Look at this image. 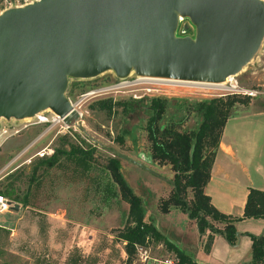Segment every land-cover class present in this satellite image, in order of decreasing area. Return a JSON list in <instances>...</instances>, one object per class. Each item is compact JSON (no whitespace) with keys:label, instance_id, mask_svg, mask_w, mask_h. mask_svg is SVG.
<instances>
[{"label":"rangeland","instance_id":"1","mask_svg":"<svg viewBox=\"0 0 264 264\" xmlns=\"http://www.w3.org/2000/svg\"><path fill=\"white\" fill-rule=\"evenodd\" d=\"M30 1L0 0V12ZM181 17L190 21L188 16ZM180 24L181 19L175 36L184 34L178 31ZM139 76L132 67L123 76L110 68L88 77L67 76L64 94L77 113L66 122L48 107L39 109L38 116H0V193L17 203V208L4 217L0 214V261L141 264L135 250L127 254L123 240L116 235L126 223L127 203L106 168L107 157L117 156L115 151L136 161L117 156L120 172L142 201L145 220L162 235L144 240L151 256L174 254L179 258V250L202 264H221L225 256L231 259L244 254L242 245L228 243L220 233L223 245L214 239V246L205 253L204 234L198 233L194 219L184 209L169 205L167 211L159 210L160 199L172 190L173 170L168 162L149 157L150 142L143 126L147 98L152 95L198 100L235 94L247 102L235 101L232 114L264 109V31L256 50L233 73V90L220 82ZM105 97L114 102L109 111L99 108L97 102ZM198 120L197 114L190 113L178 129L193 127ZM55 148H81L85 153L84 157L79 151L70 157L59 153L49 166L40 161ZM185 195L187 199L192 196L189 188ZM211 222L222 226V222ZM237 226L242 229L246 224ZM247 232L252 233L240 231L248 236Z\"/></svg>","mask_w":264,"mask_h":264},{"label":"water","instance_id":"2","mask_svg":"<svg viewBox=\"0 0 264 264\" xmlns=\"http://www.w3.org/2000/svg\"><path fill=\"white\" fill-rule=\"evenodd\" d=\"M178 14L189 17L192 35H174ZM263 31L261 0H32L8 7L0 12V116L48 107L66 122L77 113L64 94L67 76L108 68L118 76L132 67L139 75L219 82L247 61Z\"/></svg>","mask_w":264,"mask_h":264},{"label":"trees","instance_id":"3","mask_svg":"<svg viewBox=\"0 0 264 264\" xmlns=\"http://www.w3.org/2000/svg\"><path fill=\"white\" fill-rule=\"evenodd\" d=\"M235 101L246 103L247 98L226 94L188 100L152 95L146 102L147 116L143 127L150 142L149 157L159 163L168 162L173 170L172 190L166 197L160 199L159 210L165 212L169 205L184 209L188 216L194 219L198 233L204 234L202 251L205 253L209 251L214 233H220L230 244L236 242L234 220L242 217L264 218V190L248 188L242 213L234 217L215 208L202 190L209 176L224 121L232 115L230 109ZM97 102L99 108L107 111L114 104L110 97L98 99ZM190 113L197 114L199 120L193 127L179 130V125ZM77 149L55 148L48 156L40 158V161L49 166L57 161L59 153L70 157L75 155L76 151L82 152L84 157L85 150ZM118 163L115 155L106 159V168L111 179L116 183L120 197L127 203L126 223L118 229L116 235L123 240L124 251L130 254L134 252L135 243H142L150 236L162 238V235L151 222L145 220L142 201L123 177ZM187 188L192 193L189 199L185 195ZM211 220L222 222V226H215ZM247 234L250 238V256L242 264H258L264 260V229L259 234L249 232ZM177 252L180 263L187 260L190 264H199L183 252L179 250Z\"/></svg>","mask_w":264,"mask_h":264},{"label":"crops","instance_id":"4","mask_svg":"<svg viewBox=\"0 0 264 264\" xmlns=\"http://www.w3.org/2000/svg\"><path fill=\"white\" fill-rule=\"evenodd\" d=\"M251 187L264 190V109L233 113L226 118L202 190L215 208L234 217L241 215L248 188ZM11 211L0 214L4 217ZM242 222L246 226L240 229L237 225ZM233 224L239 230L236 243L242 245L245 252L240 258L236 254L231 259L225 256L221 264H240L249 259L250 238L240 231L248 229L253 234L261 233L264 218L242 217L234 220ZM214 234L209 251L214 246V239L215 242L219 239L223 245L221 236ZM263 261L258 264H263ZM213 264L218 262L213 261Z\"/></svg>","mask_w":264,"mask_h":264},{"label":"built area","instance_id":"5","mask_svg":"<svg viewBox=\"0 0 264 264\" xmlns=\"http://www.w3.org/2000/svg\"><path fill=\"white\" fill-rule=\"evenodd\" d=\"M181 16H185V15L178 14L177 16V21L181 19V24H180L181 26L178 27L179 33H184L182 35H192L194 31L193 23L191 21L183 19ZM186 31L189 33H186ZM232 75L233 74H230L229 78L225 77L223 80L219 81L224 86V88L229 90L230 89L233 90L234 88H236L235 87L236 83L234 79L232 80ZM145 89H149V88H145ZM33 115L38 116L39 111L35 112ZM12 204H14L13 200L9 199L4 194L0 193V213L11 210ZM143 244H144L143 242L134 244L136 259L141 264H190V263H180L178 256L174 254H170V255L166 254L159 257L151 256L149 254L148 248H146ZM0 264H9V263L0 261Z\"/></svg>","mask_w":264,"mask_h":264},{"label":"bare ground","instance_id":"6","mask_svg":"<svg viewBox=\"0 0 264 264\" xmlns=\"http://www.w3.org/2000/svg\"><path fill=\"white\" fill-rule=\"evenodd\" d=\"M142 77H144V76L141 75V76H139L138 78H141V79H142ZM226 77L229 78L230 76L227 75ZM176 80H186V79H177V78H176ZM168 81H169V80H168ZM186 81H188V80H186ZM191 81H193V80H191ZM204 82H207V83H211V82L218 83V82H216V81H204ZM54 115H55L56 118L60 119L59 116H57L55 113H54ZM39 117H40V116H39Z\"/></svg>","mask_w":264,"mask_h":264}]
</instances>
